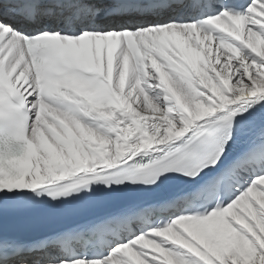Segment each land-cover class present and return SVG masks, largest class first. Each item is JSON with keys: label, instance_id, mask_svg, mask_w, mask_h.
I'll list each match as a JSON object with an SVG mask.
<instances>
[{"label": "snow or ice", "instance_id": "6c2138e0", "mask_svg": "<svg viewBox=\"0 0 264 264\" xmlns=\"http://www.w3.org/2000/svg\"><path fill=\"white\" fill-rule=\"evenodd\" d=\"M0 264H264V0H0Z\"/></svg>", "mask_w": 264, "mask_h": 264}]
</instances>
